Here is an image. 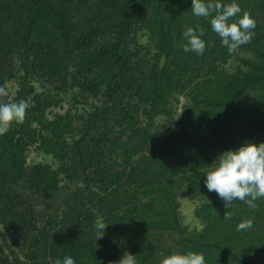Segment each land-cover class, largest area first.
<instances>
[{"label": "trees", "instance_id": "16d2710c", "mask_svg": "<svg viewBox=\"0 0 264 264\" xmlns=\"http://www.w3.org/2000/svg\"><path fill=\"white\" fill-rule=\"evenodd\" d=\"M237 3L256 26L229 53L191 0H0V102L28 105L0 134V264H264V197L227 209L204 185L221 152L264 142V0ZM197 25L203 54L183 50Z\"/></svg>", "mask_w": 264, "mask_h": 264}, {"label": "clouds", "instance_id": "9594fccd", "mask_svg": "<svg viewBox=\"0 0 264 264\" xmlns=\"http://www.w3.org/2000/svg\"><path fill=\"white\" fill-rule=\"evenodd\" d=\"M192 14L209 20L211 30L220 37L222 46L229 53L234 52L241 45L250 42L255 28V20L247 11H243L237 0L223 2V0H191ZM235 17L233 20L232 18ZM182 36L185 40L183 50L203 54L206 42L204 31L198 25L194 28L187 26ZM7 91L0 87V96H7ZM27 104L20 102H0V134L8 130L12 121L20 122L24 119ZM204 185L209 192L215 193L225 202L228 209L233 201H243L250 208H255V201L264 197V142L245 141L235 149L221 152L209 164L204 172ZM83 183V180L80 181ZM230 219V214H224ZM108 223L98 217L94 227L96 239L102 237ZM252 219H245L236 225L237 231L251 229ZM118 264H136L134 255L122 256ZM55 264H76V257L72 252H65L63 257L57 256ZM159 264H205L202 253L195 251L173 252L163 254Z\"/></svg>", "mask_w": 264, "mask_h": 264}, {"label": "rangeland", "instance_id": "374dc122", "mask_svg": "<svg viewBox=\"0 0 264 264\" xmlns=\"http://www.w3.org/2000/svg\"><path fill=\"white\" fill-rule=\"evenodd\" d=\"M243 53V52H241ZM237 61L235 58H232L225 67L227 70H232V66H235ZM182 98H180L179 106L182 103ZM179 201V216L181 223L187 228L189 231H196L200 228L201 220L195 215L194 210L198 205L199 201L196 199H192L189 197L187 193H181L177 197Z\"/></svg>", "mask_w": 264, "mask_h": 264}]
</instances>
